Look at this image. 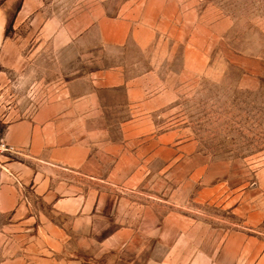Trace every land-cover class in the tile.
<instances>
[{"label":"rangeland","instance_id":"rangeland-1","mask_svg":"<svg viewBox=\"0 0 264 264\" xmlns=\"http://www.w3.org/2000/svg\"><path fill=\"white\" fill-rule=\"evenodd\" d=\"M23 3L0 0V139L78 71L126 61L133 73L153 70L172 98L159 109L104 111L112 137L126 133L142 155L116 176L102 161L100 176L133 213L147 207L264 241V0ZM93 21L97 29L66 44L63 28L75 38ZM114 22L140 25V44L111 45L104 29Z\"/></svg>","mask_w":264,"mask_h":264},{"label":"crops","instance_id":"crops-1","mask_svg":"<svg viewBox=\"0 0 264 264\" xmlns=\"http://www.w3.org/2000/svg\"><path fill=\"white\" fill-rule=\"evenodd\" d=\"M93 24L61 36L68 44ZM113 27L104 29L111 45L140 44V25ZM132 65L78 71L54 101L6 126L1 139L16 153L0 155V264H264L261 238L182 225L180 216L147 207L133 213L116 182L100 176L102 161L116 176L142 155L127 146L126 133L112 137L104 111L159 109L172 98L158 90L155 71L133 73Z\"/></svg>","mask_w":264,"mask_h":264},{"label":"built area","instance_id":"built-area-1","mask_svg":"<svg viewBox=\"0 0 264 264\" xmlns=\"http://www.w3.org/2000/svg\"><path fill=\"white\" fill-rule=\"evenodd\" d=\"M14 153H16V149L6 144L2 139H0V155Z\"/></svg>","mask_w":264,"mask_h":264}]
</instances>
